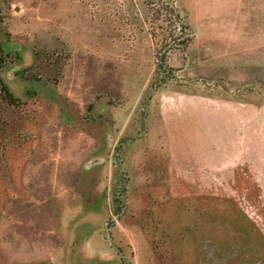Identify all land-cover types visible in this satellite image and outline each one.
I'll return each mask as SVG.
<instances>
[{
  "label": "rangeland",
  "instance_id": "obj_1",
  "mask_svg": "<svg viewBox=\"0 0 264 264\" xmlns=\"http://www.w3.org/2000/svg\"><path fill=\"white\" fill-rule=\"evenodd\" d=\"M171 2L0 0V264H264L263 182L177 153L264 160V0Z\"/></svg>",
  "mask_w": 264,
  "mask_h": 264
},
{
  "label": "crops",
  "instance_id": "obj_2",
  "mask_svg": "<svg viewBox=\"0 0 264 264\" xmlns=\"http://www.w3.org/2000/svg\"><path fill=\"white\" fill-rule=\"evenodd\" d=\"M178 122L183 125V116L178 117ZM184 127V126H182ZM179 127L178 130H182L183 128ZM176 130V132H178ZM184 130V129H183ZM185 131V130H184ZM187 137L186 149L185 146H181L180 139L178 138V150L177 153L185 154V159L187 160V167L182 168V171H186V178L190 181H200V185L192 186L194 190H197L196 194H211L218 193L220 187H216L215 190L212 187L213 181L221 180V176L235 171L238 169V166L242 167L246 166L248 169V174H252V180L262 181L264 184V160L260 161L259 156L256 155L257 151L252 146L249 145L248 155L243 156V146L241 143H234V146H228L227 143L222 144V146H211L209 141H204L201 139L203 133L200 130L196 129L191 132V134L185 131ZM190 134V135H189ZM171 152L173 151L171 144ZM182 158V157H181ZM178 159L180 165H183V160ZM178 162H175L176 164ZM174 164V161H172ZM186 166V165H185ZM217 185V184H214ZM220 192V191H219ZM193 193V192H192ZM195 194V193H194Z\"/></svg>",
  "mask_w": 264,
  "mask_h": 264
},
{
  "label": "trees",
  "instance_id": "obj_3",
  "mask_svg": "<svg viewBox=\"0 0 264 264\" xmlns=\"http://www.w3.org/2000/svg\"><path fill=\"white\" fill-rule=\"evenodd\" d=\"M168 4L170 6L171 13L174 15L176 20L180 23L182 27H185L184 19H182L179 11L176 9V7L173 5L171 0H168ZM4 96L2 97L6 102L11 104H16L18 97H16L13 92L5 85H2Z\"/></svg>",
  "mask_w": 264,
  "mask_h": 264
}]
</instances>
